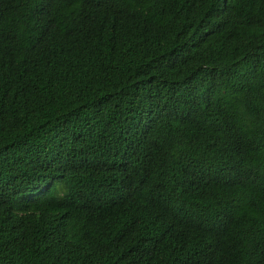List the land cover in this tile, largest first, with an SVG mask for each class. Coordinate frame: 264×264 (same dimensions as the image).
<instances>
[{"label": "trees", "instance_id": "obj_1", "mask_svg": "<svg viewBox=\"0 0 264 264\" xmlns=\"http://www.w3.org/2000/svg\"><path fill=\"white\" fill-rule=\"evenodd\" d=\"M0 264H264V0H0Z\"/></svg>", "mask_w": 264, "mask_h": 264}]
</instances>
